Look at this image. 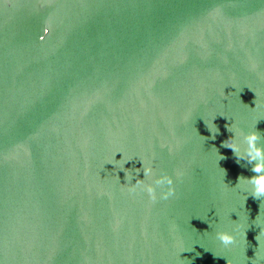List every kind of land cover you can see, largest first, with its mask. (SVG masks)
I'll return each mask as SVG.
<instances>
[{"label": "water", "instance_id": "1", "mask_svg": "<svg viewBox=\"0 0 264 264\" xmlns=\"http://www.w3.org/2000/svg\"><path fill=\"white\" fill-rule=\"evenodd\" d=\"M249 130L264 0H0V264H264Z\"/></svg>", "mask_w": 264, "mask_h": 264}, {"label": "clouds", "instance_id": "2", "mask_svg": "<svg viewBox=\"0 0 264 264\" xmlns=\"http://www.w3.org/2000/svg\"><path fill=\"white\" fill-rule=\"evenodd\" d=\"M258 134L254 130H249L244 133V140L246 141V147L244 151H240V145L236 142L233 135L229 136L223 143L230 147L234 154L237 156H243L251 162L253 175L249 177H238V183L243 180L251 185V194L254 197L264 196V145L258 143ZM137 172L139 169L136 170ZM176 175L179 177L181 173L177 171ZM125 179L128 183L134 187H141L143 191H146L149 196L155 198L156 189H161V197L168 199L174 194V189L171 187V180L167 176H160L151 166H144L143 163V179L136 178L135 182L132 181V176L125 172ZM237 183V184H238ZM167 189L166 191L164 189ZM219 240L224 244L233 242L234 236L228 231H218L216 233ZM227 264L229 262L227 261Z\"/></svg>", "mask_w": 264, "mask_h": 264}]
</instances>
